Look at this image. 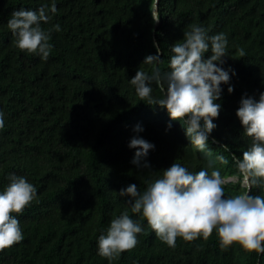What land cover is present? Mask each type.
Wrapping results in <instances>:
<instances>
[{
    "label": "trees",
    "instance_id": "1",
    "mask_svg": "<svg viewBox=\"0 0 264 264\" xmlns=\"http://www.w3.org/2000/svg\"><path fill=\"white\" fill-rule=\"evenodd\" d=\"M44 2L0 0V190L13 173L37 188L31 205L17 214L24 239L0 251V264H109L97 255V239L126 210L144 231L111 264H264V255L239 244L221 250L215 230L206 241L178 237L176 247H168L118 195L130 184L144 191L173 163L192 172L220 171L226 198L248 191L232 155L242 158L250 142L236 116L241 97L258 100L264 92V0H57L56 14L42 24L61 28L51 32L46 62L16 48L6 27L14 10ZM190 25L227 36L223 67L236 73L234 91L222 85L216 101L222 108L213 120L211 156L190 144L180 120L141 101L130 84L139 70L167 71L170 48ZM158 48L159 62L144 64ZM151 87L161 96L155 83ZM137 124L144 129L139 136L155 145L147 168L143 159L131 163L136 149L128 144ZM230 178L236 180L225 181ZM251 194L264 196V190L251 187Z\"/></svg>",
    "mask_w": 264,
    "mask_h": 264
},
{
    "label": "clouds",
    "instance_id": "2",
    "mask_svg": "<svg viewBox=\"0 0 264 264\" xmlns=\"http://www.w3.org/2000/svg\"><path fill=\"white\" fill-rule=\"evenodd\" d=\"M56 12L57 0L50 3L45 0L37 9L14 10L6 23L14 46L46 62L52 47L51 32H59L61 28L53 24L45 30L42 24H47ZM227 48L228 39L223 32L209 35L204 27L190 25L182 42L171 46L167 71L153 68L148 74L139 70L130 79L141 101L166 109L173 121L180 120L190 144L208 156L212 155L209 142L217 143L210 136L216 127L213 120L222 108L216 102L222 96V85H228L229 93L234 91L230 80L235 70L223 67L224 58L229 56ZM240 56H244L243 50ZM154 62H159V48L157 55L147 56L143 63ZM153 83L159 87L161 96L151 94ZM236 116L250 142L242 158L233 154L232 161L247 184L264 190V92L258 100L242 96ZM3 127L4 114L0 112V128ZM171 127L170 122L166 131ZM143 131L140 124L133 127L136 135L128 147L136 149L131 163L139 166L143 159L147 168L150 164L146 157L155 145L139 136ZM217 159L228 164L223 155ZM8 179L9 183L0 190V251L24 239L17 214H22L37 196V188L25 176L13 173ZM251 187L242 195L226 198L220 171L192 172L173 163L150 181L144 191L130 184L120 189L118 195L126 198L131 213L146 220L155 236L168 247L175 248L178 237L188 242L198 238L206 241L215 230L221 250L239 244L247 252L264 255V196L252 195ZM143 231L139 220H134L127 210L121 212L99 235L97 255L111 264L121 253L136 246L138 234Z\"/></svg>",
    "mask_w": 264,
    "mask_h": 264
},
{
    "label": "rangeland",
    "instance_id": "3",
    "mask_svg": "<svg viewBox=\"0 0 264 264\" xmlns=\"http://www.w3.org/2000/svg\"><path fill=\"white\" fill-rule=\"evenodd\" d=\"M227 180H236V178L225 179V181H227Z\"/></svg>",
    "mask_w": 264,
    "mask_h": 264
},
{
    "label": "water",
    "instance_id": "4",
    "mask_svg": "<svg viewBox=\"0 0 264 264\" xmlns=\"http://www.w3.org/2000/svg\"><path fill=\"white\" fill-rule=\"evenodd\" d=\"M155 10H156V11H155V14H156V16H157V9H156V7H155ZM248 185H249V184H248ZM249 187H251V186L249 185Z\"/></svg>",
    "mask_w": 264,
    "mask_h": 264
}]
</instances>
